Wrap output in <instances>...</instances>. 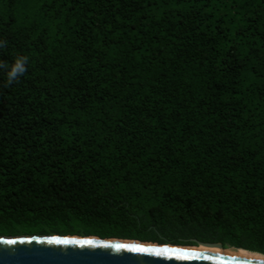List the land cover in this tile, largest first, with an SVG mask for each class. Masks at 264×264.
Wrapping results in <instances>:
<instances>
[{
    "label": "trees",
    "instance_id": "trees-1",
    "mask_svg": "<svg viewBox=\"0 0 264 264\" xmlns=\"http://www.w3.org/2000/svg\"><path fill=\"white\" fill-rule=\"evenodd\" d=\"M0 41V226L264 254V0H0Z\"/></svg>",
    "mask_w": 264,
    "mask_h": 264
},
{
    "label": "water",
    "instance_id": "water-1",
    "mask_svg": "<svg viewBox=\"0 0 264 264\" xmlns=\"http://www.w3.org/2000/svg\"><path fill=\"white\" fill-rule=\"evenodd\" d=\"M58 240L70 243H57ZM82 241L93 243H78ZM192 241L194 244L96 235H0V264H264V258L198 248V245H215L223 249L218 241ZM118 244L126 247L117 248ZM136 248L150 251H136Z\"/></svg>",
    "mask_w": 264,
    "mask_h": 264
},
{
    "label": "rangeland",
    "instance_id": "rangeland-1",
    "mask_svg": "<svg viewBox=\"0 0 264 264\" xmlns=\"http://www.w3.org/2000/svg\"><path fill=\"white\" fill-rule=\"evenodd\" d=\"M56 226L60 229L62 228H66L68 226H71L72 229L74 230H77L79 229V231H83L84 230V225H82L77 219H70L68 220L67 222H58L56 224ZM55 226V227H56ZM105 226L107 228V230L104 229ZM122 226V225H120ZM10 228H7L6 226L4 225H1L0 226V232L4 231L6 232L7 230L8 231H16L15 233H12V234H8V235H4V234H0V235H3V236H16V235H42V234H39L37 233V230L38 229H48V227H46L43 223H33V222H30V221H22V222H17V223H13L12 225L9 226ZM118 227L116 226L115 228L113 227H110L108 225H103V223H99V224H96L95 225V230H99L100 232H110L111 234H122V235H133V236H137L139 233L141 234H144L147 239H150L152 238L153 236L158 238V237H161V238H164V239H170L173 235V233H178L179 234V230L180 228H178V231L177 230H174L171 229V228H167V227H160L158 226L157 229H153V232L149 233V226L147 225V223H141V224H136L134 226H127V227H121V228H124L122 230H118L116 231ZM110 229V230H108ZM120 229V228H118ZM103 230V231H102ZM147 230V231H145ZM139 232V233H138ZM147 232V233H146ZM146 233V234H145ZM47 234H56V233H53V232H48ZM182 234V233H180ZM69 235H82V234H74V233H71ZM97 236V235H96ZM121 238H124V237H121ZM129 239H136V238H129ZM190 239H196V238H190ZM140 240V239H139ZM151 241H155V240H152L150 239ZM149 240V241H150ZM158 242V241H157Z\"/></svg>",
    "mask_w": 264,
    "mask_h": 264
},
{
    "label": "clouds",
    "instance_id": "clouds-1",
    "mask_svg": "<svg viewBox=\"0 0 264 264\" xmlns=\"http://www.w3.org/2000/svg\"><path fill=\"white\" fill-rule=\"evenodd\" d=\"M6 46H7L6 41H0V48H4ZM29 62H30L29 57L25 55L16 56L14 62L11 64L10 67L6 62L0 61V70H6V75H7L6 86L10 87L13 83L19 82L20 78L26 74L28 70L27 65L29 64ZM64 241H68V240H62V242Z\"/></svg>",
    "mask_w": 264,
    "mask_h": 264
},
{
    "label": "bare ground",
    "instance_id": "bare-ground-1",
    "mask_svg": "<svg viewBox=\"0 0 264 264\" xmlns=\"http://www.w3.org/2000/svg\"><path fill=\"white\" fill-rule=\"evenodd\" d=\"M198 248H209L214 251H221L228 254L264 258V256L259 253L248 251L242 248H236V247H228V248L224 247L223 249H220L218 246L215 245H198Z\"/></svg>",
    "mask_w": 264,
    "mask_h": 264
},
{
    "label": "snow or ice",
    "instance_id": "snow-or-ice-1",
    "mask_svg": "<svg viewBox=\"0 0 264 264\" xmlns=\"http://www.w3.org/2000/svg\"><path fill=\"white\" fill-rule=\"evenodd\" d=\"M57 243H70V242H68V241H64V242H62V241H56ZM78 243H87V244H92L93 243V241H82V242H78ZM116 247L117 248H122V247H126L125 245H122V244H118V245H116ZM136 251H150V249H144V248H136L135 249ZM155 251H159V250H155ZM165 251H167V250H165Z\"/></svg>",
    "mask_w": 264,
    "mask_h": 264
}]
</instances>
